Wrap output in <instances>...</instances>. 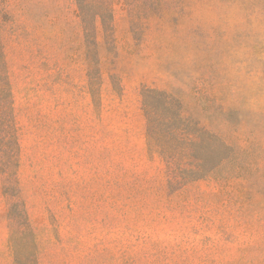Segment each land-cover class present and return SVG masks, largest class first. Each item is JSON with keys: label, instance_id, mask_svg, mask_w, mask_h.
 Segmentation results:
<instances>
[{"label": "rangeland", "instance_id": "obj_1", "mask_svg": "<svg viewBox=\"0 0 264 264\" xmlns=\"http://www.w3.org/2000/svg\"><path fill=\"white\" fill-rule=\"evenodd\" d=\"M0 2L38 264H264V0Z\"/></svg>", "mask_w": 264, "mask_h": 264}, {"label": "trees", "instance_id": "obj_2", "mask_svg": "<svg viewBox=\"0 0 264 264\" xmlns=\"http://www.w3.org/2000/svg\"><path fill=\"white\" fill-rule=\"evenodd\" d=\"M111 14V9H108L105 13L106 17ZM6 16L8 15L0 5V176L3 181V190L7 196V201L11 206V209H22L16 216V218L19 217L21 223L15 224V228L12 232L19 234V239L25 244V246L30 248L29 252L16 257L15 264H38L36 256L37 244L35 238L28 225L23 222V220H26L27 218L26 212L23 210L26 209V204L22 198V192L16 175L20 155V144L18 129L15 122V110L11 94L9 71L4 55L3 42L7 23ZM94 17L97 18L98 14H95ZM80 18L84 23L86 17H84L82 13H80ZM102 25L108 31L111 28V25L105 20L102 22ZM83 30L85 33H88L86 27H84ZM87 68V89L93 100L96 101L98 90L96 89L97 83L94 79L95 69L89 64L87 65ZM151 134L152 136H155L154 142L158 141L157 136L160 135Z\"/></svg>", "mask_w": 264, "mask_h": 264}]
</instances>
